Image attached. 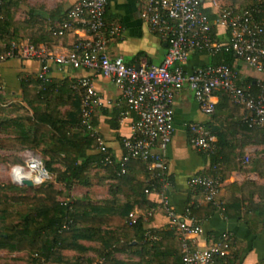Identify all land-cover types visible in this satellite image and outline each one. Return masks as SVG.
<instances>
[{"label": "trees", "instance_id": "trees-1", "mask_svg": "<svg viewBox=\"0 0 264 264\" xmlns=\"http://www.w3.org/2000/svg\"><path fill=\"white\" fill-rule=\"evenodd\" d=\"M25 3L0 0V54L13 41L39 45L51 36L60 37L53 32L56 24L44 27L36 24L33 15L23 18V8L21 12L16 9ZM252 5L260 7L257 19L264 29V4L251 0L244 8ZM205 13L214 19L210 9H205ZM209 56L214 59L209 64L223 62L231 66L230 59L235 55L221 49ZM238 81L239 78V85ZM20 83L23 104L5 100L0 89V163L22 166L17 154L27 151L43 160L54 182H42L35 188L24 186L32 194L19 195H8L17 186L0 184V250L26 253L28 262L17 264H183L174 231L168 227L148 229L146 215L134 211L138 208L145 213L157 206L146 191L160 183L151 177L145 163L131 160L121 173L120 161L111 151L98 149L96 140L82 124L81 93L72 88L76 81L42 80L36 74L21 77ZM216 93L230 100L226 93ZM91 121L95 127L93 117ZM244 124L248 127L245 121ZM111 126L117 128L118 120L113 119ZM97 135L100 136L98 132ZM216 146L215 153L208 156L210 173L222 178V168L213 169L220 163L217 140ZM93 150L96 153H91ZM108 154L113 158L112 165L103 161ZM133 170L142 171L144 179L133 176ZM95 186L104 187L107 196H90ZM73 187L87 190L84 196L60 199ZM201 210L200 218L205 219L213 207ZM187 212L196 218L195 207H189ZM149 235L157 239H150ZM228 244L231 250L232 244ZM235 260L229 254L219 263L235 264Z\"/></svg>", "mask_w": 264, "mask_h": 264}, {"label": "built area", "instance_id": "built-area-1", "mask_svg": "<svg viewBox=\"0 0 264 264\" xmlns=\"http://www.w3.org/2000/svg\"><path fill=\"white\" fill-rule=\"evenodd\" d=\"M140 18L151 33L166 43V53L159 64L127 65L119 57H111L107 51L105 12L107 0H77L65 17L53 28L56 35H64L75 25L83 26L89 38L74 43L73 49L65 54L51 55L43 45L30 42H11L0 54V63L13 57L36 59L42 63L38 76L48 80V62L68 65L76 69L92 70L110 79L121 91L127 112L135 118L132 133L122 140L120 172L124 173L131 160L146 164L151 177L160 185L152 186L151 194L161 196V206L168 217V228L174 231L180 242L183 264H220L219 261L230 251L229 241L221 238L209 246H193L191 237L201 232V227L177 215L169 204L165 191L170 185L167 174L166 150L174 131L175 94L188 87L192 90L201 111L211 115L215 111L213 101L217 91L226 93L234 105L248 112L245 122L248 127L264 129V79L259 81L256 94L238 85V74L226 63L207 64L187 72L184 65L196 52L213 55L221 49L231 51L237 58L253 69L264 72L263 24L257 19L261 11L258 5L244 9L220 6L218 0H139ZM205 9L215 15L211 20ZM222 26L228 32L227 40L221 42L217 28ZM213 29L216 31L213 33ZM119 27L113 28L117 32ZM72 88L81 93L82 124L96 140L101 152L107 144L97 135L92 117L99 99L89 78L76 81ZM190 146L211 156L215 153L216 137L204 124L190 123L187 126ZM103 161L113 164L111 155ZM220 163L213 166L219 169ZM13 177L20 184V178L45 182L51 176L38 159H30L26 167L14 166ZM221 176L203 173L188 178L187 185L193 191H200L207 202L215 203L221 186ZM150 239H157L149 235ZM227 241V242H226Z\"/></svg>", "mask_w": 264, "mask_h": 264}, {"label": "crops", "instance_id": "crops-1", "mask_svg": "<svg viewBox=\"0 0 264 264\" xmlns=\"http://www.w3.org/2000/svg\"><path fill=\"white\" fill-rule=\"evenodd\" d=\"M76 1L25 0L22 17L33 15L39 26L57 25ZM249 1L218 0V4L240 10ZM253 2L264 4V0ZM105 20L108 28L107 51L111 57H119L125 64L135 67L141 64L156 65L162 61L167 50L166 43L151 33L147 24L141 20L139 0H107ZM116 26L119 30L112 32ZM217 32L221 42L227 40L224 27L218 26ZM89 37L90 34L83 26L75 25L64 36H51L39 45H43L51 55H59L71 51L75 42ZM213 60L206 53H193L184 65V70L190 72ZM230 64L237 71L239 85L256 94V84L264 79V72L253 69L235 56L230 59ZM47 65L48 76L54 80L90 79L99 99L93 116L95 129L118 159L122 154L121 141L131 135L135 118L127 112L120 89L110 79L92 70L76 69L52 61ZM41 66L39 60L19 57L1 62L0 89L3 98L23 104L20 101V79L38 74ZM213 101L216 102L215 112L208 115L201 111L192 90L187 86L175 94L174 131L166 150L170 185L165 194L177 215L201 227V232L191 237L193 246L206 247L215 239L223 237L232 244L229 254L236 257L235 264H264V130L248 128L244 124L248 112L234 105L228 98L215 93ZM113 119L118 120L117 128L111 126ZM190 123H201L209 127L219 144L222 182L215 203H208L200 191H193L187 185L189 177L210 173L211 168L210 158L189 144L187 126ZM95 150L91 153H96ZM132 175L140 180L145 177L140 170H133ZM96 187L105 192L101 198L107 196L104 187ZM149 198L157 203L155 208L145 213L138 208L134 211L146 215V228H167L168 217L160 204L161 196L153 193ZM189 207L196 208L195 219L189 216ZM208 207H213V212L205 219L200 218L203 212L201 209Z\"/></svg>", "mask_w": 264, "mask_h": 264}, {"label": "rangeland", "instance_id": "rangeland-1", "mask_svg": "<svg viewBox=\"0 0 264 264\" xmlns=\"http://www.w3.org/2000/svg\"><path fill=\"white\" fill-rule=\"evenodd\" d=\"M23 5L18 7L16 10L17 12L22 11ZM20 159L22 160V166L25 168L26 163L34 158L40 160L38 157L34 156L33 154L24 151L17 154ZM43 164V160H40ZM14 164L9 163H0V184H12L18 187L15 191H9L8 195H19V194H32V192L29 189H24L25 185L19 184L17 181H15L13 177V168ZM52 177V176H51ZM34 183L32 188H35L39 185V182L34 181V179H31ZM53 181V177L50 180H47L45 182ZM44 183V182H43ZM60 189H63V186L59 184L58 186ZM96 187V186H95ZM93 187V188H95ZM86 192V189H80L78 187H73L72 190L69 193L63 194L60 199L64 200H72L73 198L84 196V193ZM105 192H103L101 189H98L97 187L95 189H92L90 192V196L96 199H100ZM28 262V256L26 253H15V252H7L6 250H0V264L3 263H9V264H17V263H26Z\"/></svg>", "mask_w": 264, "mask_h": 264}, {"label": "water", "instance_id": "water-1", "mask_svg": "<svg viewBox=\"0 0 264 264\" xmlns=\"http://www.w3.org/2000/svg\"><path fill=\"white\" fill-rule=\"evenodd\" d=\"M139 66H137L138 68ZM20 184L22 185H25V186H28V187H32L34 185L33 181L29 178H24V177H21L20 178Z\"/></svg>", "mask_w": 264, "mask_h": 264}]
</instances>
